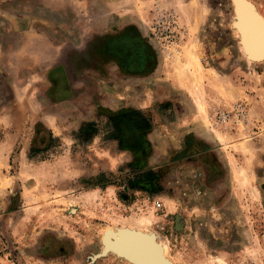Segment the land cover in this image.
<instances>
[{
    "label": "rangeland",
    "instance_id": "1",
    "mask_svg": "<svg viewBox=\"0 0 264 264\" xmlns=\"http://www.w3.org/2000/svg\"><path fill=\"white\" fill-rule=\"evenodd\" d=\"M158 4L187 30L172 54ZM242 10L264 26V0H0V264H135L125 229L168 264H264V46L246 55ZM127 19L158 51L149 77L113 32ZM237 101L249 126L210 125Z\"/></svg>",
    "mask_w": 264,
    "mask_h": 264
},
{
    "label": "built area",
    "instance_id": "2",
    "mask_svg": "<svg viewBox=\"0 0 264 264\" xmlns=\"http://www.w3.org/2000/svg\"><path fill=\"white\" fill-rule=\"evenodd\" d=\"M154 14L149 27L150 39L166 54L177 52L187 35L185 26L180 23L174 11L163 8L160 4L155 7ZM209 122L213 127H247L251 124L249 108L244 102L237 101L229 107L213 109ZM146 199L150 200V195ZM152 206L157 211L164 208L163 203L155 197L152 199Z\"/></svg>",
    "mask_w": 264,
    "mask_h": 264
},
{
    "label": "crops",
    "instance_id": "3",
    "mask_svg": "<svg viewBox=\"0 0 264 264\" xmlns=\"http://www.w3.org/2000/svg\"><path fill=\"white\" fill-rule=\"evenodd\" d=\"M113 32L123 40L132 41L138 44L137 46H139V51H137V53L135 54V57L140 59L139 60L140 66L137 69H135V76L137 78L149 77L153 75V73L157 69L159 70V67L161 68L162 62L160 63L158 51L156 50L155 46L151 43V41L148 39L146 30L137 29L133 27V23L131 24V22L127 19L125 23H123L120 27H117V29L113 30ZM184 48L187 49L188 46L185 45ZM162 57L167 58L169 56L162 55ZM189 58H190L189 59L190 62H194V60L196 59V55L194 53L193 55L190 54ZM183 68L186 69L185 71L191 74V70L187 69L185 65H183ZM214 107H217V105H215ZM217 166H218L217 173L219 172L218 176L219 178L221 177V184L218 185L217 192H221V194H223V197L220 200L223 202L224 197H228L229 195V190L225 185L226 175L228 174L226 173L224 168H219L218 161H217Z\"/></svg>",
    "mask_w": 264,
    "mask_h": 264
},
{
    "label": "water",
    "instance_id": "4",
    "mask_svg": "<svg viewBox=\"0 0 264 264\" xmlns=\"http://www.w3.org/2000/svg\"><path fill=\"white\" fill-rule=\"evenodd\" d=\"M243 14H249L252 11L242 10ZM264 44L262 45V47ZM261 47V48H262ZM260 48V50H261ZM259 50V51H260ZM178 216H175L177 222ZM177 225V224H176ZM121 234V243H119V252L135 264H168L164 255H161V246L157 244L155 237H152L155 247L145 243L144 235L146 233L137 229H125Z\"/></svg>",
    "mask_w": 264,
    "mask_h": 264
},
{
    "label": "bare ground",
    "instance_id": "5",
    "mask_svg": "<svg viewBox=\"0 0 264 264\" xmlns=\"http://www.w3.org/2000/svg\"><path fill=\"white\" fill-rule=\"evenodd\" d=\"M242 21L245 23L241 27L242 35V45L245 50V53L248 57L256 54L259 55V50L264 44V26L260 22L259 18L252 13L243 15L242 18H239V22ZM119 239L117 242L121 243V234L118 233ZM145 243L149 244L151 247H155L154 242L147 240V234L144 235ZM158 244V243H157ZM161 246L160 244H158ZM161 255L163 253V248L161 246Z\"/></svg>",
    "mask_w": 264,
    "mask_h": 264
},
{
    "label": "trees",
    "instance_id": "6",
    "mask_svg": "<svg viewBox=\"0 0 264 264\" xmlns=\"http://www.w3.org/2000/svg\"><path fill=\"white\" fill-rule=\"evenodd\" d=\"M137 188L146 189V191H147L149 194H152V192H153V194H154V190H156V187H154V188L151 189V188L144 187V186H141V185H138Z\"/></svg>",
    "mask_w": 264,
    "mask_h": 264
}]
</instances>
